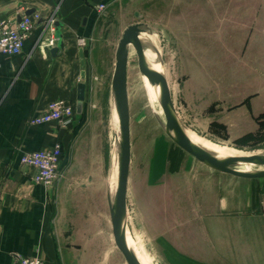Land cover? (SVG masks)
Segmentation results:
<instances>
[{
  "label": "crops",
  "instance_id": "0c3cea01",
  "mask_svg": "<svg viewBox=\"0 0 264 264\" xmlns=\"http://www.w3.org/2000/svg\"><path fill=\"white\" fill-rule=\"evenodd\" d=\"M97 2L107 5L103 15L95 9ZM194 3L193 0H0L1 20H13L28 9H34L44 19L25 40L21 54L0 57V264H15L20 256L36 255L45 264L86 261L88 244L80 238L76 219L93 223L91 202L101 201L100 171L94 159L96 136L95 133L86 136V120L90 76L96 74L98 64L104 60L102 47L116 33L122 35L127 26L138 22L137 12L143 14V22L156 24L176 39L181 32L177 23L198 24ZM52 19L64 24V49L57 57H52L51 47L46 46L52 36L47 20ZM184 33L189 35L191 31ZM82 37L87 40L84 120L76 113L74 123L69 126L57 122L31 124L30 118L45 112L49 102L56 99L67 100L76 110L81 73L78 40ZM200 67L189 70L190 77L184 85L192 99L208 86L207 72ZM197 74L203 77L198 80ZM213 99L227 105L224 121L237 128L239 135L258 129L264 122V117L256 121L264 109L255 114L249 98L233 104L222 97ZM240 112L254 120V128L240 124ZM57 142L64 149L61 177L52 187H46L34 182L36 171L23 165L20 159L24 152L49 148ZM237 178L233 182L238 188L220 197L218 213L222 215L196 211L195 217L177 221L172 243L164 236L158 237L170 264H264V178ZM94 235L93 229L91 237ZM97 260L102 264L100 253Z\"/></svg>",
  "mask_w": 264,
  "mask_h": 264
},
{
  "label": "rangeland",
  "instance_id": "374dc122",
  "mask_svg": "<svg viewBox=\"0 0 264 264\" xmlns=\"http://www.w3.org/2000/svg\"><path fill=\"white\" fill-rule=\"evenodd\" d=\"M193 3L198 24L177 23L181 32L176 39L149 22L154 37L160 39L159 51L175 108L195 139L201 137L221 146L229 156L262 153L264 122L258 129L239 135L237 128L224 121L227 105L213 98L222 97L230 104L249 98L255 114L264 109V0H193ZM186 30L191 34L185 35ZM121 36L116 33L102 47L104 60L98 64L96 74L90 76L86 136L93 133L96 136L94 159L100 171L101 201L91 202L93 223L76 219L80 238L88 244L86 261L81 264H99V253L102 264H127L114 241L107 200L115 155L111 81ZM198 65L207 72L208 86L192 99L184 85L190 77L189 70ZM139 68L136 51L131 46L127 68L132 149L127 234L133 249L151 264H170L158 237L164 236L172 243L177 221L195 217L196 211L222 215L218 213L220 197L238 188L233 182L238 178L204 165L167 136L152 111ZM202 74L195 78L201 79ZM148 94L164 120L159 102ZM240 118L243 127L254 128V120L244 112H240Z\"/></svg>",
  "mask_w": 264,
  "mask_h": 264
},
{
  "label": "water",
  "instance_id": "95a60500",
  "mask_svg": "<svg viewBox=\"0 0 264 264\" xmlns=\"http://www.w3.org/2000/svg\"><path fill=\"white\" fill-rule=\"evenodd\" d=\"M34 12V9H28L25 14L31 15ZM136 17L139 21L125 28L118 42L115 54V67L111 81V110L115 124V155L113 176L107 186V200L114 241L127 264H142L130 244L127 234L129 232L127 194L132 158L127 68L131 46L136 51L138 65L141 67L143 75L157 95L165 119L162 120L156 112L145 82L152 111L161 128L174 143L199 162L216 171L246 179L264 178V168H262L264 167L263 154L255 153L249 156L221 155L193 142L189 138L185 130L186 127L175 108L165 73V64L160 51L150 39H143L141 36L135 34L141 27H144L150 33V25L142 21L143 14L137 12ZM18 19H20V16H18ZM53 26L57 42L56 45L51 47L50 54L52 57H57L59 52L64 49L62 32L64 24L60 20H55ZM148 50L155 53L158 67H155L148 57ZM79 56L81 59V73L77 86L76 113L81 118L84 114L87 80L83 47L79 48ZM242 165L252 168H236ZM253 167L257 168L254 169Z\"/></svg>",
  "mask_w": 264,
  "mask_h": 264
},
{
  "label": "built area",
  "instance_id": "2783aa9c",
  "mask_svg": "<svg viewBox=\"0 0 264 264\" xmlns=\"http://www.w3.org/2000/svg\"><path fill=\"white\" fill-rule=\"evenodd\" d=\"M95 9L99 15H103L107 9L104 2H97ZM44 21L40 13L34 12L31 15L22 13L20 19L13 20L0 19V57L14 56L21 54L25 40L32 33L35 26ZM55 20H47L52 27V36L47 41L46 46L53 47L56 45L55 28L53 22ZM80 47H85L87 40L79 38ZM77 117L75 106L64 99H56L49 102L47 110L41 114L30 118L31 124H46L57 122L61 126H69L74 123ZM64 155L63 144L57 142L52 147L44 148L36 151L24 152L21 156V163L36 171L33 180L46 187H52L57 180L60 179V164ZM15 264H45L40 256H20Z\"/></svg>",
  "mask_w": 264,
  "mask_h": 264
},
{
  "label": "bare ground",
  "instance_id": "6f19581e",
  "mask_svg": "<svg viewBox=\"0 0 264 264\" xmlns=\"http://www.w3.org/2000/svg\"><path fill=\"white\" fill-rule=\"evenodd\" d=\"M135 34L141 36V38H143V39H150L153 42V44L157 47V49L159 50V47H160V39L158 37H154L153 30L151 28H150V33H149V32H147V30L144 27H141ZM147 55L150 58V60L153 62V64L155 65V67H158V63L156 61V55H155V53H153L152 51L148 50L147 51ZM139 69H141V67ZM141 74L143 76L144 82H146V86H147L148 92L150 94H152V100L153 101H158L157 95H156L154 89L152 88V86L149 84V82L146 80L145 76L143 75L142 69H141ZM158 111H159V109H158ZM185 130H186L187 135L189 136V138L193 142H195V143H197V144H199V145H201V146H203V147H205L207 149H210V150H212V151H214V152H216L218 154L229 156V152L225 148H223L221 146L214 145V144H212V143H210L208 141H205L201 137H197L195 139L193 137V135L191 134V131L189 129L186 128ZM256 154H263L264 155V152H262V153H256ZM236 168H238V169H243V168L244 169H250L252 167L246 166V165H242V166H239V167H236ZM253 168L256 169L257 167H253ZM135 253L137 254V256H138V258H139V260L141 261L142 264H151L149 261H147V259L145 258L144 255H142V254H140V253H138L136 251H135Z\"/></svg>",
  "mask_w": 264,
  "mask_h": 264
},
{
  "label": "trees",
  "instance_id": "16d2710c",
  "mask_svg": "<svg viewBox=\"0 0 264 264\" xmlns=\"http://www.w3.org/2000/svg\"><path fill=\"white\" fill-rule=\"evenodd\" d=\"M259 117H260V118L264 117V114H261ZM259 117H258V118H259ZM248 136H251V135H248Z\"/></svg>",
  "mask_w": 264,
  "mask_h": 264
}]
</instances>
